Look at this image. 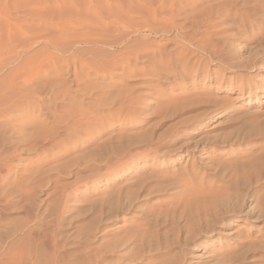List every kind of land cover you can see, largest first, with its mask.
I'll use <instances>...</instances> for the list:
<instances>
[{
    "label": "rangeland",
    "instance_id": "1",
    "mask_svg": "<svg viewBox=\"0 0 264 264\" xmlns=\"http://www.w3.org/2000/svg\"><path fill=\"white\" fill-rule=\"evenodd\" d=\"M112 1L0 0V83L17 74L47 85L43 97H34L45 104L28 97L22 104L30 112L8 119L15 129L23 124L27 142L4 155L13 160L8 181L29 193L20 200V190L10 195L14 207L25 198L27 205L7 211L12 222L22 215L23 226L34 217L26 226L39 225L35 230L47 232L48 243L58 234L70 264H264L263 69L217 72L219 62L200 47L232 48L228 54L242 52L244 59L264 56V0H151L156 8L149 0H125L122 10L120 0ZM257 74L263 81L256 92L238 88L240 76L252 82ZM52 89L60 91L53 96ZM214 99L227 107L208 112L204 100ZM203 110L211 114L204 118ZM53 130L61 136L48 139L44 150L24 149L34 132L45 137ZM229 174L236 181L234 207L242 211L188 244L168 243L164 216L192 197L201 207L217 190L227 192ZM24 187H33V195ZM116 191L132 205L106 220L100 205L113 207L105 201ZM26 232L0 236V264Z\"/></svg>",
    "mask_w": 264,
    "mask_h": 264
},
{
    "label": "bare ground",
    "instance_id": "2",
    "mask_svg": "<svg viewBox=\"0 0 264 264\" xmlns=\"http://www.w3.org/2000/svg\"><path fill=\"white\" fill-rule=\"evenodd\" d=\"M114 1V3H117L118 2V4H117V6L118 7H120V6H123L122 5V3L125 1V0H120V1H117L116 2V0H113ZM113 1H112V3H113ZM129 1V3H133L134 1H136V0H128ZM145 1V0H144ZM177 1V0H176ZM162 2V1H161ZM168 2H170V1H168ZM177 3V2H176ZM181 3V2H180ZM107 4V3H106ZM124 4V3H123ZM126 4V3H125ZM142 4H144V3H142ZM155 4V1H154V3H153V1H152V4H151V0H149V3H148V5H150L151 7L153 6ZM171 4V3H170ZM169 4V5H170ZM177 4H179V3H177ZM176 4V5H177ZM129 4H127V7L129 8V6H128ZM135 5V4H134ZM138 5H140L141 6V4L139 3ZM148 5H146V6H148ZM157 5V4H156ZM159 5H161V4H159ZM168 5V6H169ZM172 5V4H171ZM125 7H126V5H124ZM123 6V7H124ZM136 6H137V4H136ZM139 6V8L138 7H136V8H138V9H140L141 7ZM149 6V7H150ZM144 7V6H143ZM142 7V8H143ZM154 7H155V5H154ZM160 7V6H159ZM159 7H158V9H159ZM170 8H171V6H169ZM181 7V6H180ZM121 8V7H120ZM148 8V7H147ZM156 8V7H155ZM161 8L163 9V7L161 6ZM172 8H174V7H172ZM179 8V7H178ZM122 9H124V8H121L120 10H122ZM127 9V8H126ZM146 9V8H145ZM144 8H143V10H145ZM157 9V10H158ZM141 10V9H140ZM142 10V11H143ZM147 11L149 10V8L148 9H146ZM153 9H151V10H149V11H151V12H155V11H157V10H153ZM171 10V9H170ZM176 10V9H175ZM148 11V12H149ZM163 12H165V14H166V12L167 11H164V9L162 10ZM173 11H174V9H173ZM162 12V13H163ZM119 13H121L122 14V12H120L119 11ZM157 13H159V12H157ZM171 13V12H170ZM173 13V12H172ZM147 14H149V13H147ZM154 13H152L151 15L154 17V16H156L155 14L153 15ZM169 14V13H168ZM122 15H124V14H122ZM151 15H149L150 17H151ZM111 16H113V15H111ZM115 16V15H114ZM113 16V17H114ZM117 16H119V15H117ZM117 16L115 17L116 19H114V21H116V20H120V22L117 24H115V26L117 25H121V20H122V16L120 17H118L117 18ZM149 16H147V18L149 17ZM163 16H165V15H163ZM166 16H168V17H170L169 15H166ZM112 17V18H113ZM153 17H151L152 19H154ZM167 17V18H168ZM111 17H110V19H112ZM121 18V19H120ZM145 20H146V18H144ZM160 19V18H159ZM113 20V19H112ZM172 20V19H171ZM170 20V21H171ZM123 21V20H122ZM147 21V20H146ZM168 20H166V22H167ZM147 22H149V19H148V21ZM165 22V21H164ZM169 22V21H168ZM170 23V22H169ZM105 24V23H104ZM114 24V23H113ZM123 25L124 24H126V23H122ZM109 25V27H110V24H108ZM147 25V24H146ZM115 26H113V27H115ZM125 26V25H124ZM174 26V25H173ZM112 27V28H113ZM119 27V26H118ZM117 27V28H118ZM128 27V26H127ZM127 27H126V30H127ZM111 28V27H110ZM110 28H108V29H110ZM128 28H130V27H128ZM116 29V28H115ZM147 30V29H146ZM149 31H151L150 29H149ZM153 31V30H152ZM118 32V31H117ZM155 32V31H154ZM151 33V32H150ZM118 35H119V33H117ZM52 46V45H51ZM201 48H203V50L204 51H206V52H208V55H209V57L212 59V60H217L218 62H219V64H218V70H217V72L218 71H224V70H227V71H230V72H236L237 70H240V69H250V68H252L253 66H258V68H261V69H263V73H264V56H261V57H259V58H257V59H255L254 60V58L253 59H250V58H248V59H244V57L242 56V52H241V55H231V54H228L229 52H231L230 50L232 49H228L227 48V50L229 51H227L228 53H224L223 52V49H220V48H218V47H216L215 45H211V46H209V47H202V46H200ZM52 48V47H51ZM55 48H57V46L55 47ZM54 48V49H55ZM63 50V49H62ZM56 51V50H55ZM58 51H60V49L58 50ZM61 52V51H60ZM39 57H40V55H38ZM42 56H44V55H42ZM51 56V55H50ZM54 56V55H53ZM136 56H137V54H136ZM242 56V57H241ZM52 57V56H51ZM54 57H56V56H54ZM37 58V57H36ZM35 57L33 58V59H36ZM53 58V57H52ZM58 58V57H57ZM75 58H77V57H75ZM28 59V58H27ZM44 59V58H43ZM78 59V58H77ZM32 60V59H31ZM45 60V59H44ZM48 60V59H47ZM57 60V59H56ZM70 60V59H69ZM36 61V60H35ZM48 61H50V60H48ZM52 61H54V60H52ZM71 61V60H70ZM73 61V60H72ZM27 62V61H26ZM25 61H24V64L26 63ZM37 62V61H36ZM44 62V61H43ZM42 62V63H43ZM55 62V61H54ZM59 62V61H58ZM73 62H75V61H73ZM78 62H80L79 60H78ZM125 62V61H124ZM34 63V62H33ZM32 63V64H33ZM38 63V62H37ZM47 63V62H46ZM56 63V62H55ZM65 63H68L67 62V60L65 59ZM76 63H77V61H76ZM28 64V63H27ZM31 64V65H32ZM44 64V63H43ZM50 64V63H49ZM71 64V63H70ZM123 64V63H122ZM257 64V65H256ZM36 65V64H35ZM52 65V64H51ZM57 65H58V63H57ZM56 64H55V66H57ZM72 65V64H71ZM76 65V64H75ZM22 66L23 65H21V67L20 68H22ZM25 66H26V64H25ZM32 66H34V65H32ZM54 66V67H55ZM59 66V65H58ZM68 66H70L69 64H68ZM73 66V65H72ZM122 66H124V65H122ZM27 67V66H26ZM40 67H44V65H42V66H40ZM40 67H38V68H40ZM47 67H49V65H47ZM53 67V66H52ZM51 67V68H52ZM19 68V67H18ZM19 68V69H20ZM23 68H25V67H23ZM22 68V69H23ZM27 68H29V67H27ZM26 68V69H27ZM30 68H31V66H30ZM29 68V69H30ZM45 68V67H44ZM73 68H74V66H73ZM29 69H28V71H29ZM36 68H34L33 70H35ZM76 69V68H75ZM25 70V69H24ZM44 70H47V69H44ZM53 70V69H52ZM18 71H20V70H18ZM21 71H23V70H21ZM21 71H20V74H21ZM26 71V70H25ZM40 71V70H39ZM38 71V72H39ZM13 72H15V73H17L16 71H13ZM38 72H36V73H38ZM75 72V71H74ZM25 73V72H24ZM33 73H34V71H33ZM40 73V72H39ZM76 73V72H75ZM28 74H31L30 72H28ZM39 75V74H38ZM263 75V74H262ZM262 75H260V77H259V74H257L256 76H255V79L252 81V82H250V77H248V76H246V77H241L240 76V78H241V80H240V84L238 85V88L240 89V90H245V89H247L248 91V93L251 91V89H253V91H255L256 92V89H257V87H258V85H256V83L257 82H259V81H263L262 80ZM9 77V76H8ZM39 77V76H38ZM42 77V76H41ZM215 78H218V77H216L215 76ZM222 80H224L223 79V77L221 76L220 77ZM237 78V77H236ZM8 79V78H7ZM6 79V80H7ZM39 79H41V78H38V80L35 78V77H27L26 75L25 76H18L17 74L16 75H14L12 78H10V79H8L7 81L6 80H4V81H2V83H0V236H1V239L3 238V239H6V238H9V237H13L14 235H15V232L17 233V231H22V232H26V235H22V237L24 236V238L23 239H16V240H14L15 241V243H16V245L15 244H13L12 246V250L9 252L8 250H10V248L8 249V247H7V250H5V251H8V253H7V255H6V257H4V258H6V260L4 259V262L5 263H1V264H70L69 263V261L67 260V259H69L68 257H66V250L63 248V245H61L60 244V240L58 241V240H56L58 237H57V235H54L53 236V238H52V235L50 236V239L49 240H51V238H52V241H49L50 243H48L47 242V240H48V238L49 237H47L46 236V234H47V232L44 234V233H41V232H38V231H36V230H38L39 228H37L36 230H35V228L36 227H38V226H36V225H34L32 228L30 227V228H28L26 225L27 224H29V222L30 223H33V222H31V220L32 219H35L34 217L32 218V216H31V220H27L28 221V223H27V221L25 220V222H22L23 224H26V225H23L22 226V224H21V221H23L21 218V216H18L17 217V221H18V219L20 220L19 222H12V220H11V212L9 211V210H11V208L13 209V208H16L17 210H18V208L20 209L22 206H25V204L23 205V202L24 201H26V198H28V197H26V196H28L29 195V193H27V192H25V191H23V190H21L20 189V187H21V185H20V187H19V184L18 183H21V182H18V183H16V182H14V181H16V179L14 180L13 178V180L14 181H12V179H11V182L10 181H8L9 180V171H10V164L12 163L11 162V160H12V158H10V157H5L4 155L5 154H9V153H11V152H16L17 150H19L20 149V146L21 145H24L23 144V142L24 143H26L27 144V142H25V140H26V138H25V135H24V133L22 132H19V131H21V130H19L20 129V126H22L23 124H21L20 123V126L19 127H17L16 126V128L17 129H15V127H12L13 126V124L12 123H8L9 122V120L8 119H11L12 117H23V116H25L26 115V113L23 111V109H24V107H23V104L22 103H24L23 101H28V97H30V100L32 101V104H36L37 106H39L38 104L40 103V102H42V99L40 98H37V99H39L40 100V102H39V100L37 101V102H35L36 100H35V96L36 97H40V96H42L41 95V92L42 91H45V89L46 88H44L45 86H47V85H41V81L39 82ZM46 80H48V79H46ZM52 80V79H51ZM45 81V80H44ZM43 82V81H42ZM229 82V85H233V83L231 82V80L230 81H228ZM243 82V83H242ZM47 83H49V81H47ZM43 84H45V83H43ZM55 84V83H54ZM62 84H64V83H62ZM81 84V83H80ZM85 85V84H84ZM57 87V86H56ZM70 87V86H69ZM81 87V86H80ZM51 88V87H50ZM58 88V87H57ZM67 88V87H66ZM84 88V87H83ZM65 89V88H64ZM64 89H63V91H64ZM79 89H81V88H79ZM55 90V89H54ZM53 89H52V91H51V95H53V96H56V94H58L57 92L58 91H60V89H56V91H54ZM76 90V89H75ZM78 90V89H77ZM86 90V89H85ZM8 91L10 92V91H12V93L9 95V93H8ZM47 91V90H46ZM83 91V90H82ZM67 92V91H66ZM65 92V93H66ZM83 93V92H82ZM25 94V95H24ZM85 94V93H84ZM40 95V96H39ZM44 96V95H43ZM42 96V97H43ZM63 96H65L64 94H63ZM55 98V97H54ZM63 98V97H62ZM61 99V98H60ZM44 101V100H43ZM46 101V100H45ZM205 102H206V104L205 105H207L206 106V110L208 111V110H212V112L216 109V110H222V109H225V107H227L226 105H222L221 104V102H218L217 100H213V101H211V100H204ZM39 102V103H38ZM29 103V102H28ZM38 103V104H37ZM26 104V103H25ZM41 105H43V104H45V103H40ZM30 105V104H29ZM40 105V107L41 108H44V106L42 107ZM27 106V105H26ZM31 106V105H30ZM34 106V105H33ZM32 106V107H33ZM36 106V107H37ZM47 107V106H46ZM45 107V108H46ZM40 108V109H41ZM28 109H29V107H28ZM33 109V108H32ZM34 109H39V108H35V106H34ZM48 109V111L47 112H52L53 113V111H54V109H52V107H49V108H47ZM25 110V109H24ZM25 111H28V112H30V110H25ZM73 112V111H72ZM205 112V113H204ZM209 112V111H208ZM208 112H206L205 110H203V117L204 118H207V116L208 115H210L211 113H208ZM51 113V115H53V117L55 116V114L53 113L52 114ZM66 113V112H65ZM64 114V113H63ZM77 114V113H76ZM49 115V114H48ZM66 115V114H65ZM72 115H74L73 113L70 115V116H72ZM80 116V115H79ZM262 116H264V113L262 114ZM75 117V116H74ZM60 118V117H59ZM58 118V119H59ZM71 118V117H70ZM69 118V119H70ZM21 119V118H20ZM53 119V118H52ZM74 119V118H73ZM23 120V119H22ZM61 120V119H60ZM66 121V120H65ZM69 121V120H68ZM80 121V120H79ZM23 122V121H22ZM63 122V121H62ZM61 122V123H62ZM46 123V122H45ZM60 123V122H59ZM64 123V122H63ZM39 124V123H38ZM16 125V124H15ZM25 125V124H24ZM45 125V124H44ZM76 125V124H75ZM84 125V124H83ZM27 126V125H26ZM74 126V125H73ZM78 126V125H77ZM46 127V126H45ZM49 127V126H48ZM22 128V127H21ZM41 128V127H40ZM40 128H37L38 129V131H39V133L40 134H42L41 132H43V130L41 129L40 130ZM50 128V127H49ZM48 128V129H49ZM45 129H47V128H45ZM62 130H65V129H61L60 130V132H61V134L63 133H66V132H62ZM76 130V129H75ZM52 130H50V132H51ZM58 130H56V132H57ZM67 131V130H66ZM72 131V130H71ZM260 130H258V129H255V130H253V131H251V133H254V134H256V135H258V134H261V132H259ZM56 132H54V130H53V135L52 134H50V135H52V136H45L44 137V135H40L39 133V136L38 137H40V138H37L36 136L38 135L37 134V132H34V133H36V135L34 136V133H33V135H32V133H31V135L32 136H30L31 138L32 137H34L35 139H31L30 137V140H32V141H30V143L28 142V145H26V147H24V149L25 148H27V150L29 149V150H37V149H40V150H44V148H46L45 147V145L44 144H47L48 142V139H50V140H52V138H55V137H58V136H56V135H59V134H56L55 135V133ZM71 133H73V132H71ZM43 134H45V130H44V132H43ZM61 134L59 135V136H61ZM63 136V135H62ZM42 137V138H41ZM52 137V138H51ZM28 138V139H29ZM44 138V139H43ZM43 139V140H42ZM49 140V141H50ZM54 140V139H53ZM52 140V141H53ZM52 141H50V142H52ZM55 141H57V140H55ZM47 142V143H46ZM50 144V143H49ZM164 144V143H163ZM48 147V146H47ZM50 147V146H49ZM159 147V146H158ZM23 148V147H22ZM158 149V148H157ZM22 150V149H21ZM22 152V151H21ZM26 152V151H25ZM38 152H40V151H38ZM17 153V152H16ZM15 154V153H14ZM16 155V154H15ZM20 156V155H19ZM11 157H13V156H11ZM15 157V156H14ZM14 159H16V158H14ZM13 161V160H12ZM11 162V163H10ZM14 163V162H13ZM15 164V163H14ZM13 166V165H12ZM29 170V169H28ZM221 170H225V169H223V168H221ZM220 171V170H219ZM34 172V171H33ZM32 172V173H33ZM35 172H36V170H35ZM35 172H34V174H35ZM214 172V171H213ZM224 172V171H223ZM223 172H222V174H223ZM31 173V172H30ZM43 173H44V171H43ZM33 174V175H34ZM77 174V173H76ZM218 174H219V172H218ZM32 175V176H33ZM39 176V175H38ZM222 176V175H221ZM30 177V176H29ZM37 177V176H36ZM215 177H218V176H216L215 175ZM220 177V176H219ZM32 178H34L35 179V176L34 177H32ZM31 178V179H32ZM56 178V177H55ZM54 178V179H55ZM223 178V177H222ZM24 180H27L26 178H23ZM29 179V178H28ZM34 179H33V181H34ZM40 179V178H39ZM52 180V179H51ZM19 181H20V179H19ZM32 181V180H31ZM236 181L235 180H232V178H231V176H230V174L229 175H226V181H225V183H227V184H229V190L227 191V192H223L222 190H221V192L222 193H218L219 192V190H217V193L216 194H214L213 193V197H212V195L211 196H209L211 199H210V201H209V199H208V201H209V203H208V201H207V203H206V198H204L205 200V202H204V204H203V202H202V204H201V207L200 206H198L197 204H199L198 202H197V204L195 205V206H193L195 203H193V205H192V199H193V197H192V199L190 200L189 199V202H191V203H187L186 204V202H185V206H184V203H183V208H181L180 209V207H179V209H180V211H179V209L177 210V211H179V212H174V213H172V215H170V216H168V215H165L164 216V218L160 221V224H168V226H170V229H168V231H170V234L168 235V237H169V239H168V243H178V244H180V242H182V243H184V244H188V243H190V242H192V240H194V238L196 237V236H198L201 232H205V233H209V232H211L212 230H214V229H216V227H215V225H216V223L218 222H222V221H225L229 216V214H234V213H236V212H241L242 210L240 209V208H238L237 210L235 209V205H234V203L237 201V198H238V196L235 194V189L233 188V183H235ZM29 183V182H28ZM36 183V182H35ZM34 183V185H37V183L35 184ZM29 185H31V184H29ZM183 185V184H182ZM32 186V185H31ZM55 187H56V185H55ZM55 187H53V188H55ZM64 187H62V189H63ZM24 189L25 190H29V192L33 189V187H32V189H26L25 187H24ZM35 189V188H34ZM56 189V188H55ZM182 189V188H181ZM180 189V190H181ZM19 190H20V192H19ZM36 190V189H35ZM54 190V189H53ZM182 190H184V189H182ZM186 190V189H185ZM22 191V192H21ZM34 191V190H33ZM32 191V192H33ZM62 191V190H61ZM60 191V192H61ZM13 192H15V193H18L19 192V194H20V196H19V194H18V196L19 197H17L18 199H16V200H20V199H22V198H24L23 197V195L25 196L26 194L25 193H27L28 195H26L25 197V199H23V200H21V202H22V206H21V204H19V205H17V206H21V207H14L16 204H18V202L16 201V202H9V201H11V199L13 200L14 198H9L10 197V195H12V193ZM25 192V193H24ZM182 192V191H181ZM31 193V192H30ZM34 193V192H33ZM122 192H119V191H116L114 194H112V195H109V197L106 199V204H109V205H113V207H106V205H105V203H102V205H100V208L102 209L101 210V212H103V211H105V214H107L106 215V220H107V218L109 217V218H111V217H114V218H116L115 216H117V212L119 211V213L120 212H122V211H124V210H128L130 207H131V205H132V202H131V197L130 198H125L126 197V195H124V194H121ZM124 193V192H123ZM32 194V193H31ZM36 194V193H35ZM34 194V195H35ZM59 194V193H58ZM193 194V193H192ZM212 194V193H211ZM15 195H17V194H15ZM33 195V194H32ZM63 195V194H62ZM191 195V194H190ZM189 195V196H190ZM61 196V195H60ZM67 197V194H66V196L65 197H63V198H66ZM195 197H196V195H195ZM15 198H16V196H15ZM20 198V199H19ZM30 198H33V196H31L30 195ZM61 198V197H60ZM68 199V198H67ZM28 200V199H27ZM33 200V199H32ZM62 200V199H61ZM240 200V199H239ZM239 200H238V202H239ZM15 201V200H14ZM66 200H63V202H65ZM20 202V201H19ZM20 202V203H21ZM30 202V201H29ZM25 203H27V202H25ZM66 203V202H65ZM237 203V202H236ZM30 205V204H29ZM27 206V205H26ZM26 206L25 207H22L21 209H23V208H26ZM30 206H32V205H30ZM54 207V206H53ZM185 207V208H184ZM31 208V207H30ZM52 208V207H51ZM60 208V207H59ZM28 209H29V207H28ZM103 209H105V210H103ZM30 210V209H29ZM29 210H27L26 211V209L24 210V211H26V214L25 215H28V214H30V213H28L27 214V212L29 211ZM46 210V209H45ZM173 210H175V209H173ZM173 210H171V211H173ZM7 211H9L10 213H8ZM15 211V210H14ZM13 211V212H14ZM52 211V210H51ZM54 211V210H53ZM30 212V211H29ZM45 213V212H44ZM51 213V212H50ZM52 214V213H51ZM56 214V213H55ZM59 214V213H58ZM158 214H160V213H158ZM13 215V214H12ZM40 216H43L42 215V213H41V215ZM108 216V217H107ZM30 217V216H29ZM28 217V218H29ZM36 217V216H35ZM51 217V216H50ZM57 217V216H56ZM27 218V217H26ZM178 218L180 219V218H183V223H182V225H179V222H178ZM39 219V218H38ZM60 219V218H59ZM63 220V219H62ZM229 220V219H228ZM55 221V220H54ZM16 223H18V226H20V224H21V226L20 227H16L17 225H16ZM43 223V222H42ZM41 223V224H42ZM46 223V222H45ZM57 224V223H56ZM30 225V224H29ZM28 225V226H29ZM25 226H26V228H25ZM41 226H43V225H41ZM44 226H46V224H44ZM167 226V227H168ZM48 227V226H47ZM26 229V230H25ZM44 229V228H43ZM48 230V229H47ZM43 232V231H42ZM25 234V233H24ZM51 234V233H50ZM48 235V234H47ZM11 237V238H12ZM57 237V238H56ZM167 237V238H168ZM20 238V237H19ZM56 238V239H55ZM0 239V240H1ZM10 240V239H9ZM169 241H171V242H169ZM1 243V242H0ZM10 243V242H9ZM4 244V243H3ZM1 245V244H0ZM10 245H11V243H10ZM120 245H121V243H120ZM85 247H87L86 245H85ZM1 248V247H0ZM4 251V252H5ZM89 253V252H88ZM5 256V255H4ZM89 256H91L90 254H89ZM85 258V257H84ZM90 258V257H89ZM76 259V258H75ZM86 259V258H85ZM93 260H94V258H93ZM3 261V260H2ZM87 261H89L88 259H87ZM86 261V262H87ZM92 261V260H91ZM73 262V261H72ZM76 262V261H75ZM88 263V262H87Z\"/></svg>",
    "mask_w": 264,
    "mask_h": 264
}]
</instances>
